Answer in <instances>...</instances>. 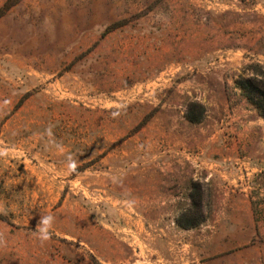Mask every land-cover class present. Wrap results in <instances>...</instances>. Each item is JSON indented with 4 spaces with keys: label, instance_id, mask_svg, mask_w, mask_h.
I'll return each mask as SVG.
<instances>
[{
    "label": "rangeland",
    "instance_id": "374dc122",
    "mask_svg": "<svg viewBox=\"0 0 264 264\" xmlns=\"http://www.w3.org/2000/svg\"><path fill=\"white\" fill-rule=\"evenodd\" d=\"M264 0H0V264H264Z\"/></svg>",
    "mask_w": 264,
    "mask_h": 264
},
{
    "label": "trees",
    "instance_id": "16d2710c",
    "mask_svg": "<svg viewBox=\"0 0 264 264\" xmlns=\"http://www.w3.org/2000/svg\"><path fill=\"white\" fill-rule=\"evenodd\" d=\"M236 85L264 119V83L251 77L236 81Z\"/></svg>",
    "mask_w": 264,
    "mask_h": 264
}]
</instances>
